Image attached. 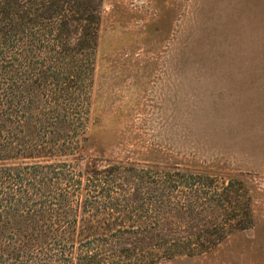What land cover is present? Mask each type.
Instances as JSON below:
<instances>
[{
	"label": "trees",
	"instance_id": "obj_1",
	"mask_svg": "<svg viewBox=\"0 0 264 264\" xmlns=\"http://www.w3.org/2000/svg\"><path fill=\"white\" fill-rule=\"evenodd\" d=\"M102 2L0 0V264H173L253 226L238 177L89 153Z\"/></svg>",
	"mask_w": 264,
	"mask_h": 264
},
{
	"label": "rangeland",
	"instance_id": "obj_2",
	"mask_svg": "<svg viewBox=\"0 0 264 264\" xmlns=\"http://www.w3.org/2000/svg\"><path fill=\"white\" fill-rule=\"evenodd\" d=\"M89 116L93 156L245 183L253 226L173 264H264V0H103Z\"/></svg>",
	"mask_w": 264,
	"mask_h": 264
}]
</instances>
